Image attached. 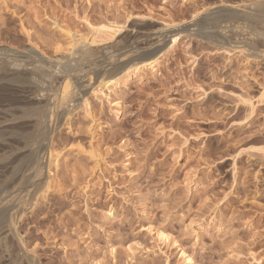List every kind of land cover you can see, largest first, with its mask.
<instances>
[{
	"label": "rangeland",
	"instance_id": "1",
	"mask_svg": "<svg viewBox=\"0 0 264 264\" xmlns=\"http://www.w3.org/2000/svg\"><path fill=\"white\" fill-rule=\"evenodd\" d=\"M12 1L23 26L33 25L44 38L60 37L48 16L84 35L92 29L89 24L125 22V32L132 34L133 26L132 35L145 41L154 37L152 29L163 27L155 48L183 27L154 68L133 75L126 86L103 87L100 93L92 79L83 88L90 113L76 109L71 127L62 124L50 134L54 153L66 149L59 165L55 160L49 165L45 156L41 163L44 175L50 169L62 188L28 213L20 228L27 250L35 245V261L187 264L180 255L184 251L194 264H264V56H253L258 49L264 52V16L257 15L262 22L255 17L252 26L263 23L256 29L253 20L244 30L227 20L226 27L223 17L213 27V21L199 28L194 24L227 8L257 14L256 4L264 0ZM19 25L12 20L10 32L28 47ZM250 39L257 49L245 42ZM241 42L248 52L237 49ZM39 44L48 56L60 52ZM10 45L0 41V47L22 54L19 43ZM97 123L100 127L92 128ZM69 161L82 167L67 174L63 166ZM155 229L168 233V242L158 240Z\"/></svg>",
	"mask_w": 264,
	"mask_h": 264
},
{
	"label": "bare ground",
	"instance_id": "2",
	"mask_svg": "<svg viewBox=\"0 0 264 264\" xmlns=\"http://www.w3.org/2000/svg\"><path fill=\"white\" fill-rule=\"evenodd\" d=\"M12 2V0H1L2 5L0 6V11H3L7 18L4 19L2 16L3 13L0 12V41L1 43L2 41L3 43L4 41H8L11 45L19 43L18 46L22 47V54L16 53L17 50L14 52L15 49L12 50L11 47H0V264H36V262L38 264V261H35L34 259V254H32L35 250V245H32L34 248L31 247L30 250H27L28 241L25 239L26 237L24 238L22 236L20 228L22 226L21 223L26 220V215L31 213L34 209L37 210L39 206H42L44 201L48 199L50 193L53 190L60 189L62 186L60 179L51 178L49 175L51 173L50 169L47 170L49 173H47V176L44 175L45 171L43 172L45 168L42 160L45 157H48L49 165L52 161L54 162V160L55 165H59L56 164V161L64 150L63 148H65L63 147L58 151L55 150L54 153V150L52 149L53 146L49 145L47 141L52 140L50 134L53 130L55 131L56 128L58 129L59 126L61 127L62 124L66 125L67 123V125L71 127L70 120L76 109H85L84 111L87 112L85 114L90 113L89 111L91 109H89V106L91 104L88 102V98L85 97L83 88L88 87L87 85L92 82V79L97 81L96 85L99 86L100 93L103 87L114 91L118 86H126L133 75L140 73L142 70L144 71V69L154 68L158 58L175 45L180 33L183 32V27H181L182 29L176 28L177 30H172V32L174 31L172 34L169 29L170 36H167L169 41H166L162 46L155 48L153 45L159 42L158 39L161 38L165 32L163 27L152 29V31L150 30L152 34L150 33L151 35L149 36L154 37L150 38L151 40L149 41H145L146 37L139 35L136 36V34H134L135 36L132 35L133 26L131 27L129 25L132 34L125 32L129 30L125 29V22L122 24H101L97 27H93V25L88 23L92 29L89 31V34L84 35L79 33L80 31L78 32L76 29H71L72 27L67 28L63 26V23H59L57 19H52L51 17L53 16L50 18L48 16L49 21L51 20L50 23L54 26L55 31H58L60 37L58 36L59 38H56L57 36L54 37L53 35H50L51 37L53 36V38H50V36L47 37L45 34L46 38H44L38 30H35L36 28H34L33 25L29 28L23 26L24 24L22 22L25 21H22L23 19L19 15V11L15 7L16 5H13ZM258 3L259 2H257V4ZM257 4V8L255 7L256 9H254L258 11H256L257 14L254 13L255 11L251 10V12L253 11L252 13L245 14V12H242L241 15L239 13L240 11L236 13L237 11H232V9L227 10V8L226 10H223L224 12L220 10V13L216 11L206 13V15L204 14L205 16H201V18H198V20L193 23L199 28V26H206V24H209V22L211 24V21H213V24H211L212 26L223 17L222 20L225 18V22L223 23L224 26H226L225 23L227 24L228 22L227 25L231 24L232 27H235L234 29L242 28L244 30L245 27L243 28V26L251 24L252 20L253 24H251V27H254L252 25H254L255 17L258 19L259 15H261V17L264 16L262 14L264 13V2L260 1V3ZM203 11L207 12V9L204 8L202 12ZM213 13H217L216 16L215 14L213 15ZM197 14L198 13L195 15ZM12 20H18L20 22V31L24 34L28 47L21 42L16 34L14 35L10 32L12 30L9 25ZM258 20H256V23ZM37 21L39 20H36V22ZM261 22H259V24ZM27 26H29V24ZM256 26L254 29H256ZM251 27H249V29ZM31 28H33L34 31L30 32ZM228 28H230V26H228ZM136 31L137 33L145 32V30L144 32H142V30ZM232 32H234V30ZM238 33L239 32L237 31V34ZM116 34L119 35L117 36ZM54 35H57V33ZM210 35L212 37V34ZM258 35L255 39L259 38ZM115 36L117 37L112 41V38ZM141 37L143 38L141 39ZM234 38H236V36ZM261 39L263 40L264 38ZM39 42L51 46V49L60 50V52L58 51L57 54L54 52L52 53L55 54L54 56H48L40 47L41 45ZM219 42L221 41L219 40ZM245 42L248 44V42L250 43L252 40ZM243 43L241 42V45L237 46L238 48L236 47L240 52L249 49V47H247L248 49L245 47L243 48ZM237 44L239 45L238 42ZM250 44H252L254 48L257 46L253 43ZM250 44H248V46H250ZM152 46L154 48H152ZM140 48H146V50L143 52H137L139 55L136 56L134 54V57L132 55L133 52H136L137 50L139 51ZM232 49L234 48L232 47ZM256 54L264 56V52L262 53V50L259 49L258 52L253 54V56H256ZM109 65L110 67L108 68ZM247 102L249 101H246V103ZM247 104L251 109L253 108L252 103L249 102ZM115 105L116 107L119 106V100L116 101ZM92 118L91 115V119ZM100 125L101 124L97 123L94 125L95 127L92 128L97 129ZM69 162L70 163H66L63 167H65L66 173L71 175L75 170V172L79 170V165L77 167L75 166V163H71V161ZM75 172L73 174H75ZM79 172L80 171H78V173ZM71 178L73 177L71 176ZM71 178L69 177V179ZM55 192L57 193V191ZM154 234L157 239L162 242H168L169 240L168 233L163 230H156ZM180 255L183 262L194 264L190 255H187L184 251H181Z\"/></svg>",
	"mask_w": 264,
	"mask_h": 264
}]
</instances>
